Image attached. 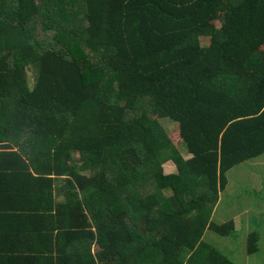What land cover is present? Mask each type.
I'll return each mask as SVG.
<instances>
[{
	"label": "trees",
	"instance_id": "trees-1",
	"mask_svg": "<svg viewBox=\"0 0 264 264\" xmlns=\"http://www.w3.org/2000/svg\"><path fill=\"white\" fill-rule=\"evenodd\" d=\"M263 155L264 0H0V264H235Z\"/></svg>",
	"mask_w": 264,
	"mask_h": 264
},
{
	"label": "rangeland",
	"instance_id": "rangeland-1",
	"mask_svg": "<svg viewBox=\"0 0 264 264\" xmlns=\"http://www.w3.org/2000/svg\"><path fill=\"white\" fill-rule=\"evenodd\" d=\"M34 72L35 70H30L31 79ZM169 124L167 123L174 127ZM170 134L182 154L187 159L191 158L193 154L184 144L178 125ZM163 167L165 173L178 172V167L172 160ZM228 178L229 187L222 193L221 201L215 207L213 221L224 224L237 220L242 230L228 237L208 230L204 240L230 257L235 264H264V155L237 165L229 171ZM254 233L260 235L259 251L250 254L249 238Z\"/></svg>",
	"mask_w": 264,
	"mask_h": 264
}]
</instances>
